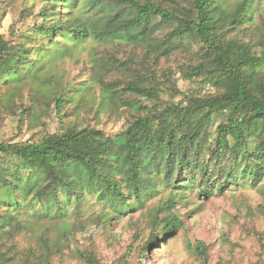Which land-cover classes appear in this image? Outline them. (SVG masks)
<instances>
[{
  "label": "trees",
  "instance_id": "obj_1",
  "mask_svg": "<svg viewBox=\"0 0 264 264\" xmlns=\"http://www.w3.org/2000/svg\"><path fill=\"white\" fill-rule=\"evenodd\" d=\"M37 1V21L15 43L0 33V104L38 80L52 55L63 53L61 44L87 39L141 48L151 66L184 54L181 76L209 83L211 92L183 94L166 70H160L161 76L154 70L134 74L123 86L100 82L104 102L134 110L118 135L73 126L37 143H0V156L18 158L16 163L0 159V264H47L54 241L41 236L37 251L24 252L16 237L32 235L43 223L63 221L68 207L79 209L90 195L107 203L108 214L124 215L143 205L160 184L171 191L196 188L211 198L230 186L261 183L264 43L255 52L236 31L250 22L249 0L232 11L222 6L223 0H83L82 11L88 13L83 17L73 11L78 0ZM46 82L51 84V78ZM62 91L57 96L50 92L58 116L67 103ZM166 92L170 102H164ZM129 95L134 100L125 103ZM168 211L145 248L180 227ZM188 250L201 259L208 256L202 241ZM84 260L101 264L92 254Z\"/></svg>",
  "mask_w": 264,
  "mask_h": 264
},
{
  "label": "rangeland",
  "instance_id": "obj_2",
  "mask_svg": "<svg viewBox=\"0 0 264 264\" xmlns=\"http://www.w3.org/2000/svg\"><path fill=\"white\" fill-rule=\"evenodd\" d=\"M242 1L223 0L222 6L232 11ZM82 4L83 0H78L73 9L81 17L88 14L82 11ZM40 9L37 0H0V33L15 43L37 21ZM247 14L250 22L236 31L255 52H260L264 43V0H249ZM60 49L63 53L52 55L38 80L16 92L9 103L0 104V143H37L46 134L63 133L73 126L95 127L108 136L118 135L134 110L125 104L104 102L100 82L123 86L134 74L154 70L161 76V71L166 70L183 94L200 96L211 92L209 83H193L181 76L179 67L187 62L184 54L151 66L143 50L134 46L102 45L87 39L79 44L65 42ZM49 77L51 84L46 82ZM51 91L56 93L54 96L62 91L67 99L61 116L54 111ZM124 100L128 103L134 98L129 95ZM164 100L171 101L169 92ZM0 157L5 163L18 162L12 155ZM110 210L96 195L87 196L79 209L73 205L67 208L68 216L63 221L43 223L33 229L32 235L29 232L18 236L15 242L26 252L30 248L38 250L36 242L41 236L54 241L47 264H87L84 258L88 254L101 264H264V179L255 187L247 183L230 186L211 198L201 196L196 188L171 191L160 184L135 211L123 215L108 214ZM168 210L179 219L180 227L145 248L150 236L159 232L158 223L169 214ZM197 241L206 245V259L189 252V246Z\"/></svg>",
  "mask_w": 264,
  "mask_h": 264
}]
</instances>
